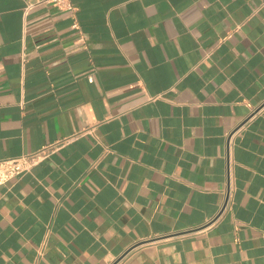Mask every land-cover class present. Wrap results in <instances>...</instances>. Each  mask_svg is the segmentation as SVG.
Returning a JSON list of instances; mask_svg holds the SVG:
<instances>
[{
    "label": "crops",
    "instance_id": "0c3cea01",
    "mask_svg": "<svg viewBox=\"0 0 264 264\" xmlns=\"http://www.w3.org/2000/svg\"><path fill=\"white\" fill-rule=\"evenodd\" d=\"M71 1L0 0V159L82 133L0 186V264H264V0Z\"/></svg>",
    "mask_w": 264,
    "mask_h": 264
},
{
    "label": "built area",
    "instance_id": "2783aa9c",
    "mask_svg": "<svg viewBox=\"0 0 264 264\" xmlns=\"http://www.w3.org/2000/svg\"><path fill=\"white\" fill-rule=\"evenodd\" d=\"M45 3H50L53 6L73 12L76 7L71 0H43ZM73 27L79 28L78 22L74 21ZM80 42H85V37H80ZM82 133H74L63 137L59 140L49 142L46 145L19 156H7L0 159V186L22 176L25 173L31 172L34 167L48 159L51 155L58 152L60 149L72 143Z\"/></svg>",
    "mask_w": 264,
    "mask_h": 264
}]
</instances>
